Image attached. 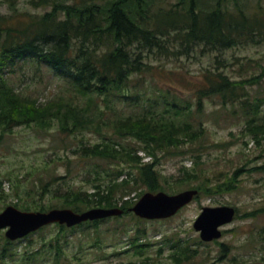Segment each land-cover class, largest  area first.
Here are the masks:
<instances>
[{
	"label": "rangeland",
	"instance_id": "obj_1",
	"mask_svg": "<svg viewBox=\"0 0 264 264\" xmlns=\"http://www.w3.org/2000/svg\"><path fill=\"white\" fill-rule=\"evenodd\" d=\"M28 1L14 0L17 11L13 13L10 2L0 0V13L15 23L17 18L26 19L23 13L36 15L47 10L34 8ZM176 1L154 3L169 7ZM261 4L264 6V0ZM173 35L172 32L164 41L167 50H144V60L150 63L151 71L133 75L128 95L134 97L117 96L110 106L102 97H96L93 104L82 99L86 109L83 113L98 125L62 132L54 121L45 128L32 123L0 129V211L14 203L19 204L16 207L27 205L29 211L69 208L64 206L65 199L72 192H92L116 167L101 158L82 157L81 148L107 139L131 145L133 151L138 147L137 140L116 134L109 122L145 112L189 118L195 131L192 140L181 136L183 144L158 157L156 168L165 187L162 191L175 194L221 181L231 185L210 194L198 190L173 216L146 219L130 210L149 191L141 183L136 184L128 210L107 219L99 229L83 225L61 231L50 224L32 234L29 244L19 241L14 259L0 264H264V132L256 134L261 128L253 132L248 126L250 118L254 125L264 123V42L221 50L193 44L185 50L174 42ZM36 68L22 65L11 71L6 67L0 75L41 104L53 98L78 100L64 80L45 67ZM208 70L235 81L237 97L242 100L223 102L218 94L203 97L198 107L197 89ZM173 100L189 109L176 113L182 108L167 105ZM138 155L143 162L150 161L141 148ZM128 169L133 168H125ZM186 172L194 173L196 178H188ZM222 205L234 207L236 214L220 227L219 238L204 241L194 221L203 207ZM0 231L4 234V230ZM54 239L57 248H50L48 243ZM181 244L187 248L184 255L178 250Z\"/></svg>",
	"mask_w": 264,
	"mask_h": 264
},
{
	"label": "trees",
	"instance_id": "obj_2",
	"mask_svg": "<svg viewBox=\"0 0 264 264\" xmlns=\"http://www.w3.org/2000/svg\"><path fill=\"white\" fill-rule=\"evenodd\" d=\"M6 1L10 2L11 11L15 13L17 7L13 4L14 0ZM28 2L34 8L47 10L36 15L23 13L26 19L17 18V23H11L9 16L0 13V74L6 67L11 71L15 66L22 65L35 66L36 69L45 67L64 80L79 98L78 102L53 98L41 104L15 89L0 75V129L3 131L32 123L45 128L54 121L62 132L81 131L98 125L83 113L86 109L81 104L82 99L93 104L96 97H102L106 106H110L117 96L124 99L134 97L128 95L133 75L143 76L151 71L150 63L144 60V50H167L164 41L172 32L174 42L185 50L193 44L221 50L264 42V6L261 0H177L169 7L155 5L154 0ZM203 77V84L197 89L198 107L203 97L218 94L223 102L242 100L237 97L236 82L225 74L208 70ZM167 105L182 108L175 110L176 113H185V109H189L175 100L167 102ZM257 109L258 104L255 111ZM137 115L132 118L131 115H124L109 122L116 134L137 140L138 147L133 151L129 148L131 145L123 146L107 139L81 148L82 157L101 158L115 163L116 167L106 173L104 177L107 180L100 181L92 192H72L65 199L64 206L78 212L89 206H120L126 212L132 204L130 195L136 184L141 183L150 191L165 188L156 161L161 154L183 144V139L194 138L193 123L189 118L177 119L164 113ZM254 124L253 118L248 119V126L253 132L255 128H261L256 134L264 132V123ZM139 148L150 157V161L141 160ZM126 167L133 169L126 171ZM186 174L188 178H196L194 173ZM217 183L194 187L201 193L210 194L226 184L231 185L229 181ZM18 207L29 209L27 205ZM109 218L83 222L70 227L69 231L83 225L99 229ZM53 225L61 231L69 229L65 225ZM34 233L12 241L0 231V261L14 259L17 243L29 241ZM48 245L57 248V241L54 239ZM177 246L184 255L186 246Z\"/></svg>",
	"mask_w": 264,
	"mask_h": 264
},
{
	"label": "water",
	"instance_id": "obj_3",
	"mask_svg": "<svg viewBox=\"0 0 264 264\" xmlns=\"http://www.w3.org/2000/svg\"><path fill=\"white\" fill-rule=\"evenodd\" d=\"M197 193L196 189H187L176 194L164 191L145 192L130 208L136 215L144 218H166L175 214L189 203ZM234 208L228 205L205 206L194 221V228L200 232L203 240L209 241L221 235L219 226L232 220ZM122 213L119 208H90L75 212L70 208H53L48 211H24L8 205L0 212V229L6 228L9 239L23 237L43 225L59 222L72 226L87 220H94Z\"/></svg>",
	"mask_w": 264,
	"mask_h": 264
}]
</instances>
